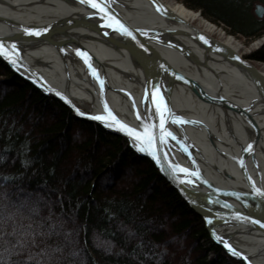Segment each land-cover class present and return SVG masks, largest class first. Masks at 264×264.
<instances>
[{"label": "bare ground", "instance_id": "1", "mask_svg": "<svg viewBox=\"0 0 264 264\" xmlns=\"http://www.w3.org/2000/svg\"><path fill=\"white\" fill-rule=\"evenodd\" d=\"M105 6L110 17L82 0H0V41L11 55H4L11 66L4 64L53 92L40 89L43 94L59 91L81 112L106 113V102L133 128L159 125L150 90L160 89L171 112L165 127L175 139L157 141L159 162L116 129L80 119L125 139L201 217L161 167L207 216L208 228L201 219L208 236L211 230L250 264H264V196L255 192L264 189V66L245 58L247 66L236 63L242 43L216 38L217 26L181 1L106 0ZM116 21L132 35L109 26Z\"/></svg>", "mask_w": 264, "mask_h": 264}, {"label": "trees", "instance_id": "2", "mask_svg": "<svg viewBox=\"0 0 264 264\" xmlns=\"http://www.w3.org/2000/svg\"><path fill=\"white\" fill-rule=\"evenodd\" d=\"M179 1L235 34H264V18L252 14L264 0ZM255 54L264 61V46ZM0 156V204L24 225L39 219L31 209L47 216L51 208L69 230L54 264H244L209 238L201 217L125 139L77 118L1 59ZM47 243L65 245L63 235ZM12 255L0 247V264Z\"/></svg>", "mask_w": 264, "mask_h": 264}, {"label": "snow or ice", "instance_id": "3", "mask_svg": "<svg viewBox=\"0 0 264 264\" xmlns=\"http://www.w3.org/2000/svg\"><path fill=\"white\" fill-rule=\"evenodd\" d=\"M82 2L91 4L92 8L98 9L108 17L111 16L105 6L106 0H82ZM153 2L155 3V0H153ZM117 25H119L121 31L126 35H132V32L119 21H116L115 24H110L109 26L115 27ZM28 31L39 34V30L36 29H28ZM141 47H143V45H141ZM13 48H15L14 44ZM15 51L18 52L19 49H15ZM76 51L80 55L87 57V53L82 52L80 49H77ZM0 55H5L11 58L9 50L5 48L2 41H0ZM150 91L153 103L159 113V125H156L154 122H145L140 128H133L123 121H120L119 118L107 108L106 102V113L95 114L92 118L103 122L108 127L124 131L133 139V147H136L140 151L148 152L154 157V159H157V162H159V147L157 141L163 143L165 139H175V134L165 127V121L168 119L165 112H167L169 116L171 115V112L170 109H168L167 104L164 102L161 90L153 87ZM76 111L80 115H89L88 113L81 112L78 108ZM137 115L139 114L137 113ZM176 119L186 122L182 117H177ZM157 127L159 129V136H157ZM251 147L252 146L249 145V148ZM3 159L4 157L0 156V161H3ZM173 170L182 171L184 173H189L191 171L180 165H174ZM184 179H186V177ZM255 192L258 195L264 196V189L257 187ZM30 211L36 212L39 219L33 223L24 225L17 218V213L8 211L6 206L0 204V247L6 245L7 248L11 250L13 255L9 259L12 264H50V261L54 264L53 258L55 253L57 251H62L64 246L71 243L69 239L70 232L69 230H65L63 223L52 220L53 210L51 208H49L47 216L42 215L41 210L36 208H33ZM210 222L211 221L209 220V223ZM255 222L260 223L258 220ZM61 235L64 237L65 245L56 244L53 246L47 243L51 237ZM129 235H134V233L129 230ZM150 243V241L147 242L145 247L147 248V244ZM41 245H43V247H41ZM227 247L235 254L243 255L242 253L236 252L230 244L227 245ZM104 250L108 252L111 251V246L107 241L105 242ZM69 254H71V252ZM38 257L39 259H37Z\"/></svg>", "mask_w": 264, "mask_h": 264}, {"label": "water", "instance_id": "4", "mask_svg": "<svg viewBox=\"0 0 264 264\" xmlns=\"http://www.w3.org/2000/svg\"><path fill=\"white\" fill-rule=\"evenodd\" d=\"M79 1V0H78ZM86 4V3H85ZM257 13H258V15L259 16H263V14H264V7L263 6H261V5H257ZM235 57H236V59H235V61H236V63H239V64H241V65H245V66H247V61H245L241 56H237V55H235ZM0 58L1 59H3L5 62H7L10 66H11V62H10V60H9V58H7V57H5L4 55H0ZM254 69V68H253ZM14 71H19L17 68H14ZM27 71V70H26ZM17 73H19V74H21L20 72H17ZM28 74V73H27ZM29 75V74H28ZM20 76H22V77H24V78H26L28 81H30V82H32L36 87H38L39 89H42L43 91H45L46 93L47 92H50V93H53V92H51L50 90H48V89H46V88H41L42 86H41V84L40 83H42V82H40V81H33L31 78H29L27 75L25 76V75H23V74H21ZM31 76V75H30ZM55 90V89H54ZM54 94L56 95V97H58L61 101H63L65 104H67V105H69L70 107H73L74 108V112H75V114L76 115H78L79 117H82V118H86V119H89V120H91V121H93V122H96L97 124H99V125H101L102 127H104V128H113V127H106V125L103 123V122H101V121H98V120H95L94 118H92V114H89V115H80L77 111H76V108L74 107V104H72L71 102H70V100H67V99H65L62 95H61V93L59 92V91H54ZM114 129H116L117 131H119L122 135H124L125 137H127V139H128V141L130 142V144H131V146L133 147V143H132V138L131 137H129L124 131H120V130H118L117 128H114ZM133 148H135L136 150H138L136 147H133ZM139 151V153L141 154V155H143V154H146L145 153V151H140V150H138ZM148 157L149 158H151L153 161L155 160V159H153V157L152 156H149L148 155ZM156 163V162H155ZM158 164V163H157ZM156 164V165H157ZM158 166V168H159V164L157 165ZM160 170H161V173L163 174V175H165V177L171 182V184L174 186V187H176L177 188V190L181 193V195L183 196V198L189 203V205L204 219V221L206 222V225H207V228H208V221H207V216L203 213V212H201V210H199L192 202H191V200L187 197V195L182 191V189H181V187L170 177V176H168L164 171H163V169H161V167L159 168ZM209 231V230H208ZM209 236H210V238H212L219 246L221 245L223 248H224V250L231 256V257H233V258H236V259H241L243 262H245L246 264H250V262L246 259V258H244L243 256H241V255H237V254H235L234 252H232V251H230L229 250V248L227 247V245H225V243H223V241H221V240H219L213 233H211V230L209 231Z\"/></svg>", "mask_w": 264, "mask_h": 264}, {"label": "rangeland", "instance_id": "5", "mask_svg": "<svg viewBox=\"0 0 264 264\" xmlns=\"http://www.w3.org/2000/svg\"><path fill=\"white\" fill-rule=\"evenodd\" d=\"M177 1V0H175ZM179 1V0H178ZM257 5H261L264 6V3L261 1H256L254 3V7L252 10V14L255 18L257 19H262L264 18V14L263 16H259L257 13ZM191 9V8H189ZM194 10V9H192ZM209 21H211L210 19H208ZM214 25L217 26V28L215 29V31L213 32V35L216 38H219L220 36H223L222 34H224L225 36L227 35H231L233 36L238 42L242 43V48L240 49V55L242 58H245L248 62H251L253 65L262 68L264 66V61L259 60V58H255L254 56L256 55L255 52L260 50L263 46H264V34L259 36V37H254V38H247L244 35H238L235 34L233 32H231V30L229 29L228 26H226L225 24L221 23V22H213L211 21ZM221 38V37H220ZM1 59V58H0ZM3 62H5L3 59H1ZM27 82H29L31 85H33L36 89H38L40 92H42L38 87H36L32 82L26 80ZM46 95V94H45ZM54 98H56L55 96H53ZM59 102H61L62 104H64L63 101H61L60 99L56 98ZM66 106V105H65ZM71 110V109H70ZM73 112V111H72ZM73 114L77 117V115L73 112ZM80 119V117H77ZM83 120V119H81ZM207 246V244H206ZM230 257V256H229ZM232 258V257H231ZM234 259V258H233Z\"/></svg>", "mask_w": 264, "mask_h": 264}]
</instances>
